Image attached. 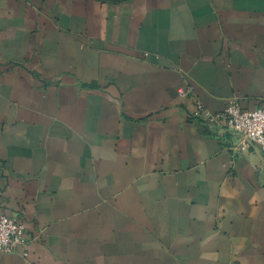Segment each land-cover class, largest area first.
Returning <instances> with one entry per match:
<instances>
[{"label": "crops", "instance_id": "0c3cea01", "mask_svg": "<svg viewBox=\"0 0 264 264\" xmlns=\"http://www.w3.org/2000/svg\"><path fill=\"white\" fill-rule=\"evenodd\" d=\"M233 98L264 0H0V264H264V154L191 116Z\"/></svg>", "mask_w": 264, "mask_h": 264}, {"label": "built area", "instance_id": "2783aa9c", "mask_svg": "<svg viewBox=\"0 0 264 264\" xmlns=\"http://www.w3.org/2000/svg\"><path fill=\"white\" fill-rule=\"evenodd\" d=\"M191 116L216 129L233 133L264 154V104L254 110H244L240 101L233 98L227 101L222 112L210 113L198 104ZM245 148L246 144H241L239 151L242 152ZM28 241L26 228L19 215L0 213V254L10 255L21 250L24 256Z\"/></svg>", "mask_w": 264, "mask_h": 264}]
</instances>
